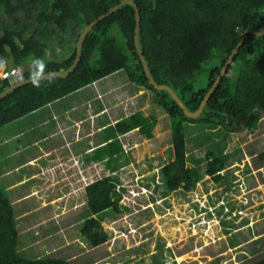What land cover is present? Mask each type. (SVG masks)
<instances>
[{
  "label": "trees",
  "instance_id": "obj_1",
  "mask_svg": "<svg viewBox=\"0 0 264 264\" xmlns=\"http://www.w3.org/2000/svg\"><path fill=\"white\" fill-rule=\"evenodd\" d=\"M120 1L0 0V66L3 65L2 69L20 66L22 80L48 71L66 70L75 58L76 42L83 28ZM133 1L139 10V44L153 79L169 85L191 112L197 109L229 54L242 40L197 117L186 116L166 90L156 89L149 82L134 45V7L124 3L85 34L79 61L70 73L25 82L3 96L0 99V127L123 70L136 87L149 93L150 100L161 110L159 119L169 120L165 121L170 126L169 160L158 169L164 188L189 190L199 181L200 171L186 162V124L214 125L226 131L248 128L254 132L261 127L259 121L264 117V35L248 33L242 36L241 33L247 28L264 30V0ZM70 30L77 31L72 43L68 44V53L61 59L46 58L48 44L67 42ZM205 64L208 66L204 67ZM18 81L21 80L15 76L0 77V92ZM156 120L141 110L118 119L105 127L112 136L105 135L98 152H107L106 160L110 164L112 157L122 150L118 135L136 129L146 138L153 137ZM257 157L264 161V150ZM204 159V174L220 183L226 159L211 149L204 151ZM117 161L115 167L110 168L118 170L123 161L121 157ZM4 163V157L0 156V264H72L67 258L45 254L39 257L24 250L27 233L21 235L20 221L8 198V190L1 182ZM111 172L86 184L79 197L81 208L85 209L80 215L79 233L93 247L110 237L102 223L107 213L109 218H116L128 210L120 200L129 189L120 185V177ZM147 205H143L145 210L149 209ZM23 215L30 218L31 223L39 224L35 220L41 214L36 216L33 207ZM219 258L215 259V264ZM244 264H264V253Z\"/></svg>",
  "mask_w": 264,
  "mask_h": 264
},
{
  "label": "rangeland",
  "instance_id": "obj_2",
  "mask_svg": "<svg viewBox=\"0 0 264 264\" xmlns=\"http://www.w3.org/2000/svg\"><path fill=\"white\" fill-rule=\"evenodd\" d=\"M70 31L67 42L48 44L46 58L61 59L68 53V44L72 43L77 30ZM125 74L122 70L109 75L94 87L112 85L113 95L120 93L124 96L136 88ZM203 79L200 78L199 82ZM143 95V113L157 119L154 135L146 138L137 130L131 131L127 135L129 140L140 143L126 154L119 152L112 157L114 162L120 157L127 162L125 169L115 173L120 177V185L129 191H125L120 200L128 210L116 218H109L107 213L102 220L110 233L109 239L93 247L80 235V215L85 209L81 208V203L74 205L71 195L68 198V189L74 191L71 179H75V172H69L61 176L69 179L66 184H61L58 176V179L46 177L49 180L45 181V187H51L48 192L60 194L54 199L56 203L47 206L44 212H35L36 216L41 212L39 224L31 223L30 218L20 214L30 210L31 203L38 198L13 204L20 221V233H27L24 250L28 249L31 255L39 257L45 254L67 258L72 264H213L217 257H220L217 264H244L263 254L264 161L257 156L264 150V117L259 121L261 127L254 132L248 128L226 131L214 125L186 124V162L200 171L199 181L189 190L169 191L164 188L158 169L169 160L170 126L165 124L164 118L159 119L161 110L150 100L149 93L143 91ZM132 100L141 102L142 96L132 97L123 105L133 109L130 106ZM56 136L59 138L61 134L56 133ZM67 144L72 146L70 142ZM24 148L35 152L30 146ZM207 149L226 159L220 183H215L203 172L206 164L204 151ZM2 152L9 153V150ZM145 203L149 209L143 208ZM55 204L61 214L55 212ZM53 210L54 214H50Z\"/></svg>",
  "mask_w": 264,
  "mask_h": 264
},
{
  "label": "crops",
  "instance_id": "obj_3",
  "mask_svg": "<svg viewBox=\"0 0 264 264\" xmlns=\"http://www.w3.org/2000/svg\"><path fill=\"white\" fill-rule=\"evenodd\" d=\"M100 81L50 102L0 127V156L5 159V163L2 164L5 168L1 174V182L8 190V198L12 205L36 197L38 201H33L31 205H34L35 212H42L43 208L56 203L54 199L60 194L53 195L48 192L51 187H45V181L49 180L46 177L55 176L57 179L59 177L61 184H66V182L69 183V179L65 178V181L61 176L69 172H75L73 176L75 179H71L74 181V191L68 189V198L71 195L74 198V205H77L81 203L79 197L83 195L86 184L112 173L111 171L116 172L127 167V162H123L118 170L112 169L116 165L115 162L112 161L109 164L106 160L108 153L104 150L98 152V149L100 143H104L105 135L112 136L105 128L106 126L113 125L118 119L133 111H142L143 90L141 87H136L124 96L120 93L113 95L112 85L110 87L101 85L95 89L94 85ZM102 87L104 88L101 89ZM137 95L142 96V100L141 102L132 100L133 104L130 106H133V109H128L123 105L124 101ZM117 107H119L118 112ZM135 130L118 135L122 147L119 152L126 154L128 150L140 143L137 140H129L127 136ZM56 133H60L61 137L57 138ZM29 135L32 136L29 138ZM53 136L55 139L52 138ZM69 142L71 147L67 144ZM25 144L27 145L24 146ZM28 146L32 147L35 152H29L24 148ZM3 150H9V153H3ZM100 155L103 158L100 159ZM76 198H79V201ZM55 205V212L61 214L58 204ZM25 213L20 212L22 215ZM50 214H54V210ZM37 220L39 221V217L35 221Z\"/></svg>",
  "mask_w": 264,
  "mask_h": 264
},
{
  "label": "water",
  "instance_id": "obj_4",
  "mask_svg": "<svg viewBox=\"0 0 264 264\" xmlns=\"http://www.w3.org/2000/svg\"><path fill=\"white\" fill-rule=\"evenodd\" d=\"M124 3H130L133 5L134 7V19H135V29H134V45H135V49L138 53L139 59L141 61V64L143 66V70L145 75L147 76L149 82L153 85L154 88L156 89H163L166 90L170 96L173 98V100L177 103V105L182 109L183 113L188 116V117H197L200 112L202 111L204 105L206 104V101L209 97V95L211 94V92L214 90V88L216 87V85L218 84L221 76L225 73L228 65L230 64V62L233 60L235 54L237 53L242 40H239V42L237 43V45L235 46V48L232 50V52L229 54L226 62L224 63V65L222 66L219 75L216 77L214 83L212 84L211 88L208 90V92L206 93V95L204 96L203 100L200 102V104L198 105L197 109L194 110L193 112L189 111L186 106L184 105V103L180 100V98L178 97V95L175 93V91L167 84H159L157 83L148 68L146 59L142 53L140 44H139V39H138V23H139V10L138 7L136 5V3L133 0H121L119 3L115 4L114 6L110 7L107 12H105L104 14L99 15L95 20L91 21L88 25H86L83 30L81 31V33L78 36L77 42H76V54H75V58L72 62V64L64 71H48L45 72L41 75L38 76H34L33 78L30 79H26V80H21L18 82H15L13 84H11L8 88H6L5 90H3L2 92H0V99L5 96L10 90L14 89L15 87L25 83V82H29L32 80H36V79H40L42 77H47L50 75H57L60 77H63L65 75H67L68 73H70L73 68L76 66L77 62L79 61V57H80V52H81V42L82 39L84 38L85 34L90 30V28L97 23L99 20H101L102 18H104L105 16L109 15L112 11H114L118 6H120L121 4ZM248 33L257 35V36H262L264 35V30H255L252 28H247L245 29L241 35L244 36Z\"/></svg>",
  "mask_w": 264,
  "mask_h": 264
},
{
  "label": "built area",
  "instance_id": "obj_5",
  "mask_svg": "<svg viewBox=\"0 0 264 264\" xmlns=\"http://www.w3.org/2000/svg\"><path fill=\"white\" fill-rule=\"evenodd\" d=\"M9 76H15L17 80H22V69L18 65H13L12 67H4L0 72L1 78H6Z\"/></svg>",
  "mask_w": 264,
  "mask_h": 264
},
{
  "label": "bare ground",
  "instance_id": "obj_6",
  "mask_svg": "<svg viewBox=\"0 0 264 264\" xmlns=\"http://www.w3.org/2000/svg\"><path fill=\"white\" fill-rule=\"evenodd\" d=\"M102 71V70H101ZM189 106V105H188ZM205 110V109H204ZM230 114V113H229ZM10 118H12V117H10Z\"/></svg>",
  "mask_w": 264,
  "mask_h": 264
},
{
  "label": "clouds",
  "instance_id": "obj_7",
  "mask_svg": "<svg viewBox=\"0 0 264 264\" xmlns=\"http://www.w3.org/2000/svg\"><path fill=\"white\" fill-rule=\"evenodd\" d=\"M143 188H144V186H143ZM141 189H142V186H141Z\"/></svg>",
  "mask_w": 264,
  "mask_h": 264
}]
</instances>
